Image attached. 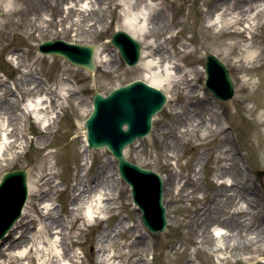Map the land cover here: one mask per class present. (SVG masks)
<instances>
[{
  "label": "rangeland",
  "instance_id": "374dc122",
  "mask_svg": "<svg viewBox=\"0 0 264 264\" xmlns=\"http://www.w3.org/2000/svg\"><path fill=\"white\" fill-rule=\"evenodd\" d=\"M160 1L0 0V86L6 82L20 98L0 88V179L17 168H26L29 178L49 179L39 207L30 193L26 201L36 204L31 212L37 220L31 224L34 247L23 264L49 257L51 243L35 229L49 206L69 225L64 261L70 264H107L100 259L110 252L121 264H264V175L257 173L264 170V0H165L161 10ZM145 13L147 20H140ZM119 29L131 30L143 44L135 66L109 42ZM55 38L97 45V70L39 51L42 41ZM207 52L230 67L232 99L220 101L206 87ZM149 53L160 57V67L141 64ZM164 60L173 61L174 78L163 70ZM134 79L169 95L150 134L125 150L129 160L163 175L168 224L156 233L144 225L111 152L86 146L85 119L95 91L108 94ZM30 86L37 88L22 91ZM47 90L52 98L44 108L24 116L19 103L33 107ZM80 181L105 194L110 208L103 217L87 218L91 195L74 200ZM75 216L80 218L73 221ZM214 226L228 233L214 238ZM102 245L106 249L99 250ZM219 254L226 258L220 261Z\"/></svg>",
  "mask_w": 264,
  "mask_h": 264
},
{
  "label": "water",
  "instance_id": "95a60500",
  "mask_svg": "<svg viewBox=\"0 0 264 264\" xmlns=\"http://www.w3.org/2000/svg\"><path fill=\"white\" fill-rule=\"evenodd\" d=\"M110 42L116 46L129 66L141 57L142 44L128 31H115ZM43 53L57 54L95 71L96 45L64 39L45 40L39 45ZM206 84L220 100L231 99L235 82L227 64L215 53H206ZM167 94L159 87L136 79L114 88L108 95L96 91L93 110L85 120L90 148L107 146L118 160L121 176L131 185L135 202L143 212V221L153 232L164 231L168 223L163 203V178L153 169L144 168L125 157L124 148L137 137L146 136L152 118L164 106ZM264 172V171H263ZM260 174L262 172H259ZM28 174L25 168L7 171L0 182V238L20 217L28 195Z\"/></svg>",
  "mask_w": 264,
  "mask_h": 264
},
{
  "label": "bare ground",
  "instance_id": "6f19581e",
  "mask_svg": "<svg viewBox=\"0 0 264 264\" xmlns=\"http://www.w3.org/2000/svg\"><path fill=\"white\" fill-rule=\"evenodd\" d=\"M160 4L162 6H164L163 8H159L161 9H166L165 5H166V1L165 0H161ZM227 12V9L225 8L223 13ZM222 13V15H223ZM222 15H220L219 17H217V19H214L213 23L218 25V23L221 21V17ZM148 15L142 16V18L140 20L144 21L147 20ZM239 18V17H238ZM236 18V19H238ZM233 19V18H232ZM232 19L230 18H226L225 21H232ZM235 20V19H233ZM156 26L154 25V28ZM129 31L131 34H133L134 36H136L131 30H127ZM162 43H157L155 46V50L160 52L161 49L163 48L159 46ZM97 51V50H96ZM146 50L144 49L143 51V57L145 56ZM97 52H95V61L97 59ZM148 55H150L151 57L143 60L141 62V64H144V66L146 68H158L160 67V57H156L154 53H149ZM160 56H163L162 54H160ZM164 57V56H163ZM167 58V57H165ZM166 61L165 64V70L167 73H169L170 78H174V64L172 60H164ZM26 75L28 74H24L25 76V80L27 81V83L29 85H31L32 79L29 78V76L27 77ZM158 81H161L160 79H158ZM21 83H23V81L21 80ZM152 85H155L157 87H159V85L154 84L152 82H149ZM3 86H0V88L4 89H10L12 91V95H16L19 98V95L17 93L16 90H14L13 88H10L6 82H2L1 83ZM37 87L36 86H30L29 88L23 87L22 91L25 92H33ZM1 89V90H2ZM50 91L47 90V95L45 94L44 97L37 99L36 101H34L35 106H28L27 109H25L24 107H21V104L19 103V109L22 110L24 116H28V114L32 111L38 110H42L44 108V103L45 101H47L48 99L52 98ZM50 97V98H49ZM20 99V98H19ZM215 107L217 108L216 104ZM48 120H50L48 118ZM8 128V127H7ZM5 131H7L6 127L3 126V128ZM6 138H8L7 132L5 133ZM45 175H40L37 179L34 178L33 176H30L29 178V193L32 194L34 197L37 198L38 203L37 206L39 207V205L41 204L43 198L47 195L46 191L43 190V186L48 182L49 179H47L45 182H41L43 179H45ZM83 178V177H82ZM93 188V186H89V185H83V182L80 181V184H76L73 188V192H74V200H81L85 197L89 198L91 195V202H88L86 205V213H87V218L91 219V220H95L97 217H103V214L110 208L108 206H106L105 204V199L106 196L103 193H99V194H94V192L91 190ZM78 191V192H77ZM93 193V195L91 194ZM36 204H33V201L28 200L27 204L25 205V208L23 209V214L21 216V218L17 221V223L15 224V226L9 231V233L6 235V237L4 239H2L0 241V264H23L25 263L26 260H28L29 254L30 252H32L34 245H31V240H32V236H31V232H32V227L31 224L33 223V221L37 220L31 211H37V207ZM29 208V209H28ZM80 209V207H78V210ZM73 211V210H72ZM239 211L243 212L244 208H242V206H239ZM55 212V213H54ZM60 212V211H59ZM58 211H56V207L53 206H49L47 207V212L43 213L40 216V222H39V227H35V229L37 230V233L39 234V237L41 238V241L44 242H50L52 248L47 252V255L49 256L42 264H70L66 260V251L68 250L69 247V243L67 242V232L66 229L69 228V225L60 221V215L63 214H59ZM62 213V212H60ZM64 216V215H63ZM65 218V217H64ZM80 217L77 218V216H75L73 218V221L76 219H79ZM71 222V221H69ZM58 223V224H56ZM135 231H137L139 224L136 225L134 224L133 226H131ZM58 228V229H57ZM210 235L214 238H218V237H224L227 233L228 230L226 229L225 226H214L211 227L210 229ZM39 231V232H38ZM55 235H60V237L58 239H54ZM136 238L137 240L140 239L142 240V237L140 234H136ZM201 245H204L205 240L201 239L200 241ZM57 247H60V250H56ZM207 248V247H206ZM106 249L104 247V245H102V247H100L99 250H104ZM220 261L222 260V258H226V256L224 255L223 257L219 254L218 255ZM100 261H106L107 264H121L117 261V256L115 253H107L104 255V257H102L100 259ZM75 264H77L75 262ZM188 264H192L191 261H188Z\"/></svg>",
  "mask_w": 264,
  "mask_h": 264
}]
</instances>
